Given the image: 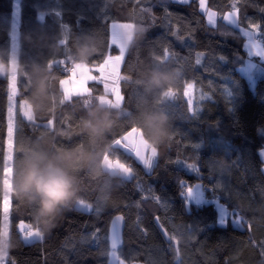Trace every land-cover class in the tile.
I'll use <instances>...</instances> for the list:
<instances>
[{
    "label": "trees",
    "instance_id": "trees-1",
    "mask_svg": "<svg viewBox=\"0 0 264 264\" xmlns=\"http://www.w3.org/2000/svg\"><path fill=\"white\" fill-rule=\"evenodd\" d=\"M164 2L171 15L165 14L159 0H153L154 7L138 3V0H0V55L6 58L15 36L16 54L23 65L22 70L14 68L15 109L11 117L15 120V128L9 145L4 135L9 116V111L6 113L9 82L7 77L0 79V143L5 141L7 158L13 161L0 183L4 198L3 201L0 199V217L5 206L7 247L9 241L12 245L7 250L4 264L13 261L15 264H107L109 256L99 253L110 250L108 226L115 214H121L124 220L118 254L123 253L121 259L125 264H264V256L260 255L264 227L258 224L264 221V201L257 190L264 185L263 162L258 153L264 145V62L255 57L256 65L252 69L255 83L251 87L240 70L247 55L246 37L235 25L221 19L223 14L233 10L228 6L232 0H206L207 7L217 13L215 25L207 23L199 8V0ZM149 7L151 13L141 12ZM261 8H264V0H239L236 12L240 16L246 11L249 19L264 21ZM133 11L137 13L135 17ZM113 21L130 23L132 30L133 23L142 28L137 22L146 28V31L142 28L145 39L131 50L127 47L124 69L121 72L119 68L116 79L120 94L122 91L125 97L124 100L121 95L120 105L130 114L142 106L167 111L158 99V91L146 89V76L141 72L151 66L171 64L152 60L155 56L180 57L174 64L183 71L181 83L174 87L177 98L167 102L176 113L172 118L173 140L162 152L160 166L149 173L122 153H117L118 158L111 149L116 132H123L132 124L134 133H140L157 152L135 120L118 121L109 136L110 150L104 155L110 162L124 167V163L131 165L135 178L127 182L120 177L108 178L105 183L111 186V195L98 196L94 182L81 172V193L85 189L94 192V195L86 193L84 197L85 202L92 205L91 210L74 209L58 218L51 229L41 228L35 220L36 205H28L14 196L17 161L37 143L55 150L85 139L78 132V122L86 106L97 103L100 95H110L105 92L102 82L93 83L91 80L98 79L96 62L101 61L100 54L104 49L106 54L117 51L115 46L110 50L105 46ZM173 31L184 40L178 41L171 34ZM86 33L89 35L85 36ZM81 42L97 48V54L87 61L75 59L74 53ZM198 53L203 54L199 56L200 64L196 63ZM33 62L51 69V99L40 109L31 100L30 68ZM69 62L72 65L86 64L93 69L91 72L95 76L87 82L86 91L65 97L59 81L71 73L67 71ZM214 68L222 75L223 81L213 73ZM121 75H128L132 85L120 84ZM223 82L231 92L228 102L217 88ZM137 84L138 94L134 92ZM22 108L29 110L28 117L23 115ZM193 111L198 117L190 118ZM20 114L32 123L20 120ZM124 139L132 144L130 138ZM222 158L227 161L223 168L220 164ZM177 159L196 163L201 168L204 184L210 186L219 181L225 189L220 203L233 213L226 199L230 191L232 201L244 207L248 214L245 219L251 227L242 229L231 222L219 225L215 200L207 192L204 203L184 205L177 180L184 179L190 184L201 181L184 164L168 163ZM210 161L218 162L211 182L207 179ZM97 198L107 201L100 205L99 211L96 210ZM14 210L31 214L32 221L25 220V224L33 229L35 225L43 233V240L24 242L16 227L19 219L11 220L13 228H10L9 213ZM194 221L199 222V230L192 233L194 238L187 241L177 237L169 247L159 227L171 236L176 233L173 225L184 228ZM1 225L2 220L0 239ZM96 229L100 232L94 239L92 233Z\"/></svg>",
    "mask_w": 264,
    "mask_h": 264
},
{
    "label": "clouds",
    "instance_id": "clouds-1",
    "mask_svg": "<svg viewBox=\"0 0 264 264\" xmlns=\"http://www.w3.org/2000/svg\"><path fill=\"white\" fill-rule=\"evenodd\" d=\"M89 34H85L87 36ZM144 30L134 27L131 33L121 43L131 50L140 43ZM62 44V41H61ZM97 54V48L81 42L76 48L74 58L87 61ZM15 67L22 70L19 56L10 49L6 58L0 55V79L7 77ZM51 69L39 62H33L30 68L32 76L31 100L37 109L51 99L49 79ZM183 71L174 64L151 66L142 70L146 76L147 90H157L158 99L166 102L170 99L169 90L176 87ZM135 120L138 127L144 130L146 138L156 146L162 154L171 143L173 135V120L167 111L150 106L140 107L136 113L130 114L123 105H109L97 102L86 106L84 114L78 122V132L84 140L71 146H60L55 150L45 148L38 143L28 148L19 158L15 168L13 193L17 200L28 205L35 204V220L41 228L51 229L57 219L75 209L76 201L81 196L80 173H85L94 182V191L98 196L111 195V186L106 185L108 178H123V169L104 159V153L109 151V136L118 121ZM221 167L227 166L226 159L220 160ZM0 243V253L10 250Z\"/></svg>",
    "mask_w": 264,
    "mask_h": 264
},
{
    "label": "snow or ice",
    "instance_id": "snow-or-ice-1",
    "mask_svg": "<svg viewBox=\"0 0 264 264\" xmlns=\"http://www.w3.org/2000/svg\"><path fill=\"white\" fill-rule=\"evenodd\" d=\"M140 2L151 4L153 7L155 6V4L153 3V0H138V3H140ZM175 2L184 3L185 0H175ZM238 2H239V0H232V3L228 6L231 7L233 10L227 14H223L221 16V19H223L224 21H228V23L231 25H235L237 28H239L240 32L243 33V35L245 37H247V42L244 44H245V47L249 50V52L252 55L254 52L255 56L264 57V44H262L258 41H255L253 39L254 35H256L257 33L261 37L264 36V21H256L253 19H249L247 17L246 11H244L240 16H238L237 12H236ZM159 3H160V6L165 9V14L171 15L170 13L167 12L166 3L164 2V0H159ZM200 7L205 12L208 13V16H207L208 23L215 25L217 23V20L215 19L216 14L209 11V9L204 6V0H200ZM259 10L261 12H264V8H261ZM151 11H152L151 7L141 10L142 13H151ZM136 15H137V13L135 11H133L132 16L135 17ZM137 23L146 31V28L143 26L142 23H139V22H137ZM135 26H136V23H133V27H135ZM127 32H128V30L124 26V24L113 21V23L110 25V39H108L106 41L105 46L109 50L113 46L117 47L119 50V55H120L121 51H122L121 40L126 38ZM171 34L174 37H176V39L178 41L184 40V37L179 36L174 31ZM224 34L227 35L228 33H224ZM189 38L191 39V36ZM144 39H145V37L143 38V40ZM11 49L13 51H15L17 49V45H16L14 38H13V42L11 44ZM165 51H167V50H165ZM127 53H128V50H124L123 60H122L121 65H120L121 72L124 69V64L126 62V54ZM119 55H115V56H119ZM201 55H203V54L202 53L197 54V56H198V59L196 61L197 64H200V62H201L199 59V56H201ZM115 56H112L110 54V51L108 54H106L105 49H104V51L100 54L101 61L96 62L95 70L99 72L100 71V65L104 63L105 59L110 58V57H115ZM220 59H223V57L221 56ZM152 60L157 61V62L175 64V63L179 62L180 57L176 56V58L173 59L172 56H170V55L167 57L155 56L152 58ZM90 69H91V71H93L92 68H90ZM213 73L217 77H219V79L221 81H223L222 75L217 72L216 68L213 69ZM91 82L99 83V82H103V81L101 78H98V79L91 80ZM119 83L120 84L124 83L126 85H132V80L130 79V77L128 75H121ZM180 83H181V80H180L179 84ZM209 83L211 84L212 82L210 81ZM217 88H218L220 94L223 97H225L227 102H228L229 97L231 96V92L228 90V85L223 82L222 84L218 85ZM138 90H139V85L137 84L136 89H134V92H136L138 94ZM6 94H7V108H6V113H7L8 107L11 106L12 101L8 99V91ZM121 95H122V91H121ZM213 95H215V91H213ZM169 96H170V99L168 101L176 100L177 94L174 91V88L169 90ZM124 100H125V97H124ZM168 101L162 102V103L164 104V107L166 108V110L170 113V115L174 119L176 116V113L173 110V108L167 103ZM189 105H191V97H189ZM189 110L192 111L191 107L189 108ZM193 117H198V113L193 111V115L190 118H193ZM6 119H7V117H6ZM19 119L23 120L24 122L27 121L28 123H32L31 121H28L25 117H23L22 114L19 115ZM132 126H133L132 124H129V125H127V127L124 129L123 132L117 131L116 134L114 135L113 139H112V143H111L110 147L116 156H117V153H122L125 157H128L129 159L134 160L136 163L142 165L149 173H151L157 167L160 166L161 154H159L158 152L152 153L150 149L138 151L136 146H134L133 144L126 141L124 139V133H126L127 131H130ZM4 135L7 138V124H6V131H5ZM172 140H173V135H172L171 142H172ZM5 141L0 143V183H2L3 179L6 177L7 169L13 163L12 160H9L7 158ZM197 147H199V146H197ZM261 156L264 157V150H261ZM168 163L184 164V166L190 172H195L197 174V178L201 181V182H198L195 184H190V183H188V181H186L184 179H178L177 180V183H178V186L180 189L181 199H182L184 205H188L192 201H195L196 205H200L201 203H204L206 192L211 195V197L215 200V202L217 204L220 203L221 196L223 195L225 189L222 187V185L220 184L219 181L212 182L210 184V186L204 184L203 183V174L201 173V168L198 167L196 163L189 164L186 161H182L179 159H177L176 161H168ZM216 163H218V162L217 161H210L211 170H210L208 177H207V179L210 182L213 181V179H214L213 172L215 170V164ZM124 164H125V168L123 169V171H124L123 179L127 182L129 179L135 178L136 174H135L134 169L131 165H129L127 163H124ZM137 187H140L141 191L144 190L143 187L140 186L139 184L137 185ZM257 190L261 193V201H264V185L259 186ZM149 191H151V190H149ZM86 193H90V194L94 195V192H92L88 189H85V191L81 193L80 198L76 201L75 209L91 210L92 205L85 202L84 197H85ZM154 198L156 200L161 199L160 197H154ZM0 199H2V201L4 199L2 191H0ZM226 199L229 201L228 206L231 207L232 211H233L234 219L231 221V223L238 225L242 229L250 228L251 224L248 221H246V219H245V217L248 216V214L244 211V207H242L238 204H235L234 201H232V194L230 191L228 192ZM102 203H107V201L97 198V209H96L97 211H99V207ZM249 206H251V204ZM226 216H227V208L224 206H221L220 215H219V219H218L219 225L225 226L229 223V221L226 219ZM13 219H19V221H20L19 225L16 227H17L19 233L22 234L24 242L31 241V239L33 237L37 238L38 240H43V238H44L43 233L35 225H34V230H30V227H32V226L25 224V220L32 221V216L30 213L24 215V214H21L15 210H14V212L10 211L9 221H10V228L11 229L13 228V225L11 223V220H13ZM0 220H3V212H2V217H0ZM122 220H123L122 216L115 217V219H114V221L110 227V230H109V239L111 241L110 250H101L99 253L100 255H107V256H111V257L115 258V261L117 262V264H125V260L121 259V256L123 255V253L118 254V245L121 243L120 222ZM258 224L261 227H264V221L258 222ZM173 228L176 230V233L174 235L167 237L168 242H169V247H171L173 240H177V237L182 238V239H186L187 241H191L194 238L192 233L194 231L199 230V222L194 221L191 225H188L184 228H177L176 225H173ZM99 232H100V230L96 229V231L94 233H92V237L94 239L97 238L99 235ZM185 233H188V235L185 236ZM84 239H87V238H84ZM97 247H99V244H97ZM261 247H262V251H261L260 255L264 256V245H261ZM177 252H178V250H177ZM7 256H8V253H0V264H4ZM262 262H264V261H262ZM12 264H15V262L13 261Z\"/></svg>",
    "mask_w": 264,
    "mask_h": 264
},
{
    "label": "rangeland",
    "instance_id": "rangeland-1",
    "mask_svg": "<svg viewBox=\"0 0 264 264\" xmlns=\"http://www.w3.org/2000/svg\"><path fill=\"white\" fill-rule=\"evenodd\" d=\"M185 1H187V0H185ZM204 6L206 8H208L207 5H206V0H204ZM199 8L205 14L206 21L208 23V19H207L208 13L205 12L200 7V0H199ZM209 11H211V12H213V13L216 14L215 19L217 20V13L215 11L211 10V9H209ZM227 13H229V12H227ZM116 22H118V21H116ZM112 23L113 22H111V24ZM118 23H122V24H124V26H129L128 23H126V22H118ZM13 25L16 26V23H13ZM257 35H258V33L256 35H254V37H253V39L255 41H257L256 40V36ZM13 38L15 39V36ZM15 41H16V39H15ZM246 42H247V39H246ZM258 42H264V36H262V40L261 41H258ZM121 48H122V51H121V54L120 55H119L118 48H117V51L116 52H114V53L111 54L112 56H115V55H119V56L110 57V58L105 59L104 63L100 65V71L99 72L97 71V74L96 75L98 76V78H101L102 79V81H103L102 83L104 85L105 92L110 94V95H108V94L100 95L98 97V102H100V103H105V104H109V105H117V106H119L120 103H121V94H120L119 87L117 85L116 79H117V75L119 73V68H120L121 62L123 60V52H124V50L127 49V45L121 43ZM12 52L14 54H16V50L15 51L12 50ZM251 55L252 54L249 53V51H248V54L246 55V58H245L244 66H246L247 63L254 62V60L252 59ZM253 55H254V52H253ZM14 68L15 67H13V69L7 75L8 82H9V86H8V99L12 101L11 106L8 107V111H9L8 114H9V116H8V119H7V138H6V143L8 145L10 143H12V136H13V131H14V128H15V120L11 117V116H13V110L15 109V107H14V102H15L14 93H15V90H16V84L14 82L15 81L14 80ZM245 76H246V78L248 80L249 85L250 86L254 85V83H255L254 76H251L250 73L245 74ZM28 111L29 110L26 109V108H22V110H21V112L23 113V115L25 117H28L30 115V112H28ZM129 138L131 139V142L134 141V135L131 136V137H129ZM149 149L151 150L152 153H155L154 148L150 147ZM261 150H264V145H262L258 149L259 156H260V158L262 159V162H263L262 163V168H263V172H264V157L261 156ZM195 183H198V181L197 182H194L193 184H195ZM205 200H206V198H205ZM191 203L196 204L195 201H192ZM221 206H223L221 203L217 204L215 202V207H216V209L218 211L217 222H218V219H219ZM226 219L229 222H231L234 219L233 213L230 212L229 210H227ZM19 223H18V225H19ZM233 225L238 226L236 224H233ZM7 228H8L7 209L4 206V209H3V220H2V225H1V239H0V243H3L4 244V248L5 249H7ZM30 230H34V229L33 228H30ZM20 237L23 240L22 234H20ZM36 239L37 238L33 237L31 239V241L36 240ZM3 253H7V250L3 251Z\"/></svg>",
    "mask_w": 264,
    "mask_h": 264
},
{
    "label": "crops",
    "instance_id": "crops-1",
    "mask_svg": "<svg viewBox=\"0 0 264 264\" xmlns=\"http://www.w3.org/2000/svg\"><path fill=\"white\" fill-rule=\"evenodd\" d=\"M228 12H230V11H228ZM128 25L129 26H125V27L127 28L128 32L131 33L132 26L130 23H128ZM109 39H110V26H109ZM246 39H247V37H246ZM260 43L264 44V42H260ZM248 51H247V54H248ZM251 57L254 60V62L247 63L246 66H244V64H243L240 67V70L244 75L250 73V75L253 76L252 69L256 65L255 57L259 58L261 61L264 62V57H259V56H255V55H251ZM93 77H94V75L92 74L91 70L89 69V67L86 64H84L82 62L75 63L73 71L67 77L62 78L59 81V86H60L64 96L70 97L71 95L86 91L87 90V82L89 80H91ZM253 86L254 85H252L251 87H253Z\"/></svg>",
    "mask_w": 264,
    "mask_h": 264
},
{
    "label": "water",
    "instance_id": "water-1",
    "mask_svg": "<svg viewBox=\"0 0 264 264\" xmlns=\"http://www.w3.org/2000/svg\"><path fill=\"white\" fill-rule=\"evenodd\" d=\"M133 135H134V141L132 142V144L134 146H136V148H137L138 151L148 150L150 148V144L144 138L141 137L140 133H138V132L137 133H134V130L133 129H131L130 131L126 132L124 134V138H129V137H131ZM104 159L107 160L106 155H104ZM111 163L114 164L115 166L121 168V169H124L125 168L124 166H122V165H120V164H118L116 162H111ZM117 216H122V215L121 214H115V215H113L111 217V219H110V222H109V226H108V243H109V248L111 247V241L109 239V230H110V227H111V225H112L115 217H117ZM123 227H124V220H122L120 222V235H122ZM159 229H160L162 235L164 236L165 240L168 241V239H167L168 236L165 233V231L161 227H159ZM107 264H117V262L115 261V258L109 256L108 257Z\"/></svg>",
    "mask_w": 264,
    "mask_h": 264
},
{
    "label": "built area",
    "instance_id": "built-area-1",
    "mask_svg": "<svg viewBox=\"0 0 264 264\" xmlns=\"http://www.w3.org/2000/svg\"><path fill=\"white\" fill-rule=\"evenodd\" d=\"M256 40L257 41H261L262 40V37L259 36V34L256 36ZM74 69V65H72L70 62L68 63V66H67V71L68 72H72Z\"/></svg>",
    "mask_w": 264,
    "mask_h": 264
}]
</instances>
